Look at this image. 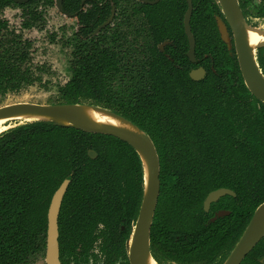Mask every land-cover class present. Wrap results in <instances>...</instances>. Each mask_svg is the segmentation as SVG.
<instances>
[{
  "label": "trees",
  "instance_id": "16d2710c",
  "mask_svg": "<svg viewBox=\"0 0 264 264\" xmlns=\"http://www.w3.org/2000/svg\"><path fill=\"white\" fill-rule=\"evenodd\" d=\"M54 2L0 0V9L19 7L22 29L41 28L44 10ZM191 2L195 61L207 72L201 82L188 76L196 66L186 56L185 0L153 6L132 0L61 2L64 14L75 15L78 32L69 79L56 87L52 103L106 110L153 142L159 195L149 250L158 264H222L264 202V104L248 93L233 51L219 39L217 1ZM111 5L118 24L92 36ZM136 16H142L140 26L129 32ZM6 31L0 21V97L42 86L39 74L47 72L30 64V41ZM164 41L170 43L161 53L157 46ZM257 63L264 77V49ZM61 183L67 189L57 220L60 263L71 256L85 262L97 240L107 264L126 260L144 194L137 154L111 136L32 122L0 134V264H29L44 252L48 206ZM219 189L236 197L220 199L205 213L206 196ZM220 210L229 215L211 222Z\"/></svg>",
  "mask_w": 264,
  "mask_h": 264
},
{
  "label": "water",
  "instance_id": "95a60500",
  "mask_svg": "<svg viewBox=\"0 0 264 264\" xmlns=\"http://www.w3.org/2000/svg\"><path fill=\"white\" fill-rule=\"evenodd\" d=\"M14 1L18 4H26L29 0ZM140 1L149 5H153L158 2V0H155L154 2H148L146 0ZM186 1L188 9L184 17V30L189 43L188 57L191 59L194 53V40L189 28L191 2L190 0ZM216 1L221 9V13L224 16L226 24L233 34L236 57L242 79L245 83L244 85L248 92L254 98L264 104V77L260 72H258V66L256 64L254 55L251 57L249 51L247 50L244 40V33L247 31V29L245 27L244 19L239 10L237 0ZM60 2L61 0H58L57 8L59 9V11H62ZM113 16L114 13H112L110 17L96 29L95 33H98L105 27H107L111 23ZM216 22L222 42H224L225 45L230 49V42L224 24L219 18H216ZM255 34L261 37L262 40H264V33L255 32ZM260 47H264V41L257 44L255 46V49H258ZM189 76L193 81H200L204 78V71L201 69L194 70L189 73ZM79 107H88L93 110L104 112L113 117L119 118L130 125L133 130L127 131L102 127L96 123L88 121L87 119L79 117L75 113V109ZM24 114L56 117L67 121L69 125L61 126L54 122L48 121H30L27 123H52L60 127L74 128L85 133L111 136L127 144L134 150V152L139 157L143 168L144 194L130 240L127 243V257L130 264H142L144 255H149L151 257L149 250L150 229L159 195V162L157 152L151 139L125 119L106 110L88 105H36L18 103L0 108V119L11 118ZM22 124L25 123L19 122L11 128ZM88 156L91 159H94L96 157L93 151H89ZM143 158L147 159V170H145L144 163L142 161ZM66 189L67 184L62 183L53 194L48 207L46 216L47 228L45 264H59L57 218ZM225 196L234 197L235 195L233 192L227 189H219L209 193L203 203L204 212L207 213L212 203H216L220 198H223ZM227 215L228 212H219L211 221L214 222L215 219L223 218ZM263 236L264 202L255 209L248 225L244 229L243 233L241 234L240 238L238 239L237 243L229 253L226 260L223 262V264H240L245 256L250 253V251L255 247V245Z\"/></svg>",
  "mask_w": 264,
  "mask_h": 264
},
{
  "label": "rangeland",
  "instance_id": "374dc122",
  "mask_svg": "<svg viewBox=\"0 0 264 264\" xmlns=\"http://www.w3.org/2000/svg\"><path fill=\"white\" fill-rule=\"evenodd\" d=\"M253 1L256 3L258 0ZM19 12L20 10L16 7L4 11L9 29L17 31ZM44 17L45 24L43 28L35 29L30 34L20 31L23 40L29 39L31 41V47L28 50L30 64L38 67L43 66L47 71L39 74L42 86L27 87L15 94L0 97V107L18 103L53 104L56 87L67 81L70 49L65 47L64 43L77 29L75 20L61 16L55 6L47 8ZM248 23L258 29H264V19L252 18ZM29 264H45L44 255L33 257Z\"/></svg>",
  "mask_w": 264,
  "mask_h": 264
},
{
  "label": "flooded vegetation",
  "instance_id": "af4514ba",
  "mask_svg": "<svg viewBox=\"0 0 264 264\" xmlns=\"http://www.w3.org/2000/svg\"><path fill=\"white\" fill-rule=\"evenodd\" d=\"M16 5H26V4H18V3H16L14 0H12ZM146 1H148V0H146ZM155 1V0H154ZM154 1H148V2H154ZM160 0H158V2H159ZM61 2H62V0H61ZM61 2H60V6H61V8H62V5H61ZM132 2L133 3H136V2H140V3H142V4H146V3H143V2H141L140 0H132ZM157 2V3H158ZM190 2H191V0H190ZM57 3H58V0H55V2H54V6H55V8H56V10H57V12L61 15V16H63L64 18H66V19H74L75 20V23H76V30H75V32L74 33H72V35H71V37L70 38H68L66 41H65V47H67V48H69L70 49V53H71V49H72V39H73V37H74V34L75 33H77L78 32V26H77V20H76V17H75V15H67V14H64V12H63V10L62 11H59V9L57 8ZM156 3V4H157ZM185 3H186V10H185V12H184V15H183V19H182V27H183V32H184V36H185V39H186V42H187V52H186V56H187V58H188V60L193 64V65H195L196 66V68L195 69H192L191 71H194V70H199V69H201V70H203L204 71V78L202 79V80H200V81H194V82H201V81H203L204 79H205V77H206V75H207V72H206V70L203 68V67H201L200 65H199V63H200V61H195V47H196V42H195V38H194V36H193V34H192V31H191V27H190V20H191V17H192V13H193V6H192V2H191V16H190V20H189V28H190V33H191V35H192V37H193V40H194V53H193V57L190 59L189 57H188V51H189V43H188V39H187V37H186V35H185V30H184V17H185V14H186V12H187V9H188V6H187V1L185 0ZM237 3H238V7H239V10H240V12H241V15H242V17H243V19H244V22H245V27H246V29H247V32H249V33H255V32H261V33H264V29H258L256 26H254V25H250L248 22H249V20L250 19H264V14H261V13H259V11H260V8L261 7H263V4H264V0H258L256 3L253 1V0H237ZM156 4H153V5H156ZM131 5V6H130ZM129 6H128V8H129V15L130 14H132V10L131 9H133L134 7H133V5L134 4H130ZM146 5H149V4H146ZM153 5H149V6H153ZM241 7H242V9H241ZM10 8H14V7H5V8H2V9H0V21L1 22H4V23H6V25H7V19H5V14H4V11L6 10V9H10ZM16 8H18L19 10H20V12H19V19H17V25L19 24V27H18V29H17V31H15V30H11V29H9L8 28V26H7V31H6V33L7 34H14V35H20V31H22V32H27V34H30L32 31H34L35 29H41V28H43V27H39V28H31V29H22V23H23V11H22V9L21 8H19V7H16ZM40 10V9H39ZM45 12H46V10H44V13H43V15H42V23H41V25L42 26H44V24H45V17H44V15H45ZM112 13H114V16H113V19H112V21H111V23L107 26V27H109V26H115L116 24H118V21L116 22V24L114 23V21H115V15H116V11H115V9H114V6L113 5H111V13H110V15L112 14ZM220 13H221V9H220ZM3 14V15H2ZM110 15H109V17H110ZM221 16H222V18H220V17H214V22H215V26H216V31H217V33H218V35H219V39H220V41L222 42V40H221V38H220V33H219V31H218V27H217V22H216V18H219L220 20H221V22L224 24V26H225V28H226V32H227V35H228V38H229V42H230V49L225 45V43L224 42H222L223 43V45L225 46V48H226V51L229 53V52H231V51H233V53H234V55H235V58H236V61H237V57H236V50H235V46H234V38H233V34H232V32H231V30H230V28L228 27V25L226 24V21L224 20V16L222 15V13H221ZM108 17V18H109ZM142 16H136V18H131L130 19V21H131V28L129 29V32H132V31H134L135 29H137V28H139V26H140V23H139V19L141 18ZM107 18V19H108ZM106 19V20H107ZM104 23V22H103ZM102 23V24H103ZM101 24V25H102ZM100 25V26H101ZM99 27V26H98ZM97 27V28H98ZM107 27H105L104 29H106ZM96 28V29H97ZM96 29L94 30V33L92 34V36H94V35H96V34H99L100 32H98V33H95V31H96ZM103 29V30H104ZM29 40V39H28ZM264 41V40H263ZM30 43H31V41H30ZM170 42H168V41H164L163 43H161V44H159L158 46H157V49H158V51L159 52H163L164 51V48H165V46H167L168 44H169ZM262 49H264V47H260V48H258V49H255V53H254V57H255V61H256V64H257V66H258V63H257V53H258V51H260V50H262ZM167 58H169L167 55H165ZM69 60H70V57H69ZM69 60H68V67H69ZM237 65H238V61H237ZM238 69H239V66H238ZM67 71H68V74H70L69 73V70H68V68H67ZM190 71V72H191ZM258 71L262 74V72H261V70H260V68H259V66H258ZM189 72V73H190ZM189 73H188V76H189ZM239 73H240V70H239ZM263 75V74H262ZM240 76H241V73H240ZM189 78H190V76H189ZM69 79V76H68V78H67V80ZM191 79V78H190ZM241 79H242V76H241ZM192 80V79H191ZM193 81V80H192ZM242 82H243V85L245 84L244 83V81H243V79H242ZM244 87H245V85H244ZM246 88V87H245ZM247 90V89H246ZM248 91V90H247ZM249 93V92H248ZM250 94V93H249ZM251 95V94H250ZM252 96V95H251ZM253 97V96H252ZM254 98V97H253ZM255 100H257L256 98H254ZM258 101V100H257ZM259 103H261L260 101H258ZM261 104H263V103H261ZM37 105V104H36ZM49 105H59V104H49ZM2 107H4V106H2ZM1 108V107H0ZM11 129V128H10ZM9 130V129H8ZM89 152V151H88ZM95 153V152H94ZM95 155H96V153H95ZM89 157V156H88ZM96 157H97V155H96ZM96 157L94 158V159H96ZM90 158V157H89ZM91 159V158H90ZM94 159H92V160H94ZM62 184V183H61ZM60 184V185H61ZM59 185V186H60ZM58 189V188H57ZM228 190V189H227ZM229 191H231V190H229ZM66 192V191H65ZM231 192H233V191H231ZM55 193V192H54ZM211 193V192H210ZM234 193V192H233ZM234 197H231V196H225V197H231V198H235L236 197V194L234 193ZM64 197V196H63ZM207 197V196H206ZM52 198V197H51ZM224 198V197H223ZM206 199V198H205ZM220 199H222V198H220ZM219 199V200H220ZM63 200V199H62ZM218 200V201H219ZM51 201V200H50ZM205 201V200H204ZM217 201V202H218ZM216 202V203H217ZM62 203V202H61ZM204 203V202H203ZM216 203H212V204H216ZM50 204V203H49ZM211 204V205H212ZM210 205V206H211ZM49 207V206H48ZM60 207H61V205H60ZM210 209V208H209ZM60 211V210H59ZM204 211V210H203ZM209 212V211H208ZM207 212V213H208ZM219 212H228V211H224V210H220V211H217L215 214H214V217H215V215L217 214V213H219ZM59 215V214H58ZM228 215H229V212H228ZM227 215V216H228ZM47 216V215H46ZM213 217V218H214ZM224 217H226V216H224ZM212 218V219H213ZM211 219V220H212ZM217 219H220V218H217ZM57 220H58V218H57ZM216 220V219H215ZM212 222V221H211ZM57 228H58V224H57ZM57 241H58V238H57ZM237 243V242H236ZM100 244V240H97V242L94 244V246H93V249L89 252V255H88V257H87V259H86V261L85 262H77L72 256L71 257H66L64 260H63V264H98V263H101V264H107V262H106V259H105V257H104V255L102 254V252H100V250H99V248H98V245ZM235 246V245H234ZM259 246V247H258ZM45 247H46V238H45ZM257 247V251L255 252L257 255H252L251 257H249V261H247L246 260V258L250 255V253L255 249ZM58 249H59V246H58ZM233 249V248H232ZM76 252H79V250H76ZM231 252V251H230ZM250 253H248L246 256H245V258L242 260V262L240 263V264H249V263H255V264H264V236L258 241V243L255 245V247L250 251ZM42 255H44V261H45V249H44V252L42 253ZM229 255V254H228ZM39 256V255H38ZM228 257V256H227ZM60 259V258H59ZM154 260V259H153ZM226 260V259H225ZM156 262V261H155ZM30 263V262H29ZM165 263H170V264H177V263H175V262H172V261H163V263L162 264H165ZM59 264H61L60 263V260H59ZM113 264H130L129 263V260H128V257L126 256V260L124 261V260H121V259H118V260H116ZM156 264H158V263H156ZM223 264V263H222Z\"/></svg>",
  "mask_w": 264,
  "mask_h": 264
},
{
  "label": "bare ground",
  "instance_id": "6f19581e",
  "mask_svg": "<svg viewBox=\"0 0 264 264\" xmlns=\"http://www.w3.org/2000/svg\"><path fill=\"white\" fill-rule=\"evenodd\" d=\"M244 40L247 50L249 51L251 57L255 53V46L263 41L262 38L256 35L255 33H249L247 31L244 33ZM75 113L79 117L87 119L88 121L96 123L105 128L121 129L127 131L133 130V128L130 125H128L125 121L113 117L107 113L93 110L88 107L76 108ZM30 121H48V122H54L61 126L69 125L67 121L56 117L24 114V115L14 116L11 118L0 119V134L10 129L14 125L18 124L19 122L27 123ZM142 161L144 163L145 170H147V159L143 158ZM142 264H156V262L149 255H144L142 259Z\"/></svg>",
  "mask_w": 264,
  "mask_h": 264
}]
</instances>
